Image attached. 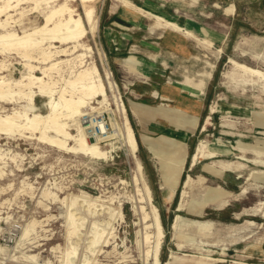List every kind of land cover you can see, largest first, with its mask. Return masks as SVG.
<instances>
[{"label": "rangeland", "instance_id": "obj_1", "mask_svg": "<svg viewBox=\"0 0 264 264\" xmlns=\"http://www.w3.org/2000/svg\"><path fill=\"white\" fill-rule=\"evenodd\" d=\"M128 1L145 11L176 18L203 42L179 32L194 48L191 58L179 57L159 44L163 32L170 29L163 23L129 6L141 14L142 26L127 22L121 27L114 21L122 18L124 3L116 0L88 3L95 8L97 29L88 27L84 49L79 47V51L87 54V67L97 66L103 80L110 72L118 87L108 91L111 110L102 109V98L92 100L90 107L102 109L95 121L104 120L109 134L116 132L114 121L123 125L128 120L139 148L134 156H129L127 147L118 142L112 157L100 160L43 143L40 134L0 133V151L7 163H0L6 172L0 179V247L7 248L2 247L5 251L0 252L8 254L4 260L0 256L2 264H65L63 252L72 246L76 248L73 264H83L85 256L91 264H148L146 246L142 245V215L135 213L131 201L135 195L138 198V187L147 195L146 186L153 198L147 210L153 214L155 206L163 223L162 264L172 256L171 264H264V82L229 63L230 58H234L264 71V16L256 10V0ZM3 3L4 0H0V5ZM64 4L66 0L50 3L24 0L21 8L11 11L7 30L23 34L36 29L45 23L52 9ZM68 6L76 17L84 16V6L79 0L68 1ZM230 6L235 7L236 15L226 14L224 9ZM6 19L4 15L2 20ZM205 29L211 34L207 35ZM57 46V50L67 47L61 43ZM68 47L71 50L72 44ZM15 51L3 53L0 49V77L19 79L26 72L25 59ZM78 54H58L54 58L72 60ZM33 57L39 58V53H34ZM131 60L136 63L133 65ZM31 62L44 67L37 60ZM62 67L63 75L69 78L70 66ZM35 73L42 75V69L36 68ZM54 76L59 86H63L64 81L57 74ZM181 83L188 87L186 91L192 97L201 93L206 103L200 123L193 130L190 147H183L181 157L185 160L182 163L158 158L142 132L149 99L144 92H156V101L169 104L170 101L159 99L162 86L180 87ZM121 100L125 103V112L118 108ZM45 102L42 97L36 98L37 110L43 114L48 113ZM24 105L25 102H0V114L5 116L15 109L23 110ZM90 107L86 113L91 112ZM153 108H159L164 114L176 112L174 104ZM87 120L89 118L85 117ZM71 124V132L76 135L78 124ZM168 137L167 140L182 142L178 137ZM112 141L116 140L105 139L100 145L110 149L108 143ZM138 164L143 166L141 173ZM227 165L231 167H225ZM135 176L140 178L139 186ZM46 191L62 198L83 191L103 195L106 201L115 196L116 203L106 202L105 208L122 204L125 213V220L115 226L116 243L104 248L106 252L98 256L89 253L86 246L91 236L93 217L90 216L85 220L82 233L68 239L66 207L45 198ZM107 215L102 214L100 218L105 220ZM177 215L211 222L212 226L208 231L183 228L179 235L173 230ZM34 219L41 221L37 227L38 237L25 243L19 252L17 241L21 231L16 233L14 227H26ZM114 246L117 252H113ZM23 253L36 255V259L29 261ZM12 254L16 257L10 259Z\"/></svg>", "mask_w": 264, "mask_h": 264}, {"label": "bare ground", "instance_id": "obj_2", "mask_svg": "<svg viewBox=\"0 0 264 264\" xmlns=\"http://www.w3.org/2000/svg\"><path fill=\"white\" fill-rule=\"evenodd\" d=\"M44 1L50 3L51 0ZM68 1L76 0H66L67 4H64L60 8L52 9L46 15L43 25L36 29L26 31L23 34H19L16 31H9L7 30V26L12 16L11 11L21 8L24 0H4V3L0 5V30H4L0 32V49L3 53L16 50L26 61L24 64L26 72L23 73L21 78L6 79L0 77V102H25L23 110L15 109L14 112L5 116L0 114V133L2 135H15L17 133L21 135L25 133L40 134L39 139L43 143L72 154H82L89 158L100 160H107L112 157L113 152H115L114 150L117 148V143L121 142L127 147L129 156H134L139 146L137 137L130 126L131 124L129 125L128 120L123 125L114 121L113 125L116 132L112 134H109L107 124L104 120L95 121V118H99L98 116L102 114V109L107 111L111 110L108 91L116 90L118 87L111 79L110 72L105 78V81L101 77L97 66L87 67V54L80 53L79 51V47L84 49L83 41L88 34V27L91 30L97 27L95 8L88 6V3L94 0H79L85 10L83 17H76L73 14L74 11L68 6ZM36 3L39 6L40 3L38 1ZM125 3L129 4L128 2ZM4 15H7V19L3 21L2 17ZM153 17L176 32L194 37L192 33L185 31L174 21L166 20L161 16ZM57 43H61L67 47L57 50ZM70 44H72L71 50L68 47ZM52 49H56V51ZM36 52L39 53V58L33 57ZM58 54H60L59 56L78 55L72 60H58L54 58L55 56L58 57ZM33 60L43 63L44 67L42 68L32 64L31 61ZM230 63L247 75L264 82V71L238 63V61L233 59L230 60ZM64 64L70 66L71 76L69 78L63 75L64 70L62 65ZM36 68L42 69V75L35 73ZM54 74H57L60 80L64 81L63 86H59V80L54 79ZM37 97L46 99L45 107L48 110L47 114H43L37 110ZM98 98H102L100 101L102 109L90 107L92 100ZM89 107L91 112L86 113ZM118 108L124 112L126 111L125 103L122 100L121 103L118 102ZM85 117H88L89 120L85 121ZM72 122L78 124V133L76 135L71 132ZM105 139H114L116 141L108 143L110 149H104L100 144ZM0 163L7 164L1 151ZM193 164L195 165L196 163L193 161ZM137 167L141 173L143 166L138 164ZM4 168L0 166V179L6 174ZM135 182L139 186L140 178L138 176H135ZM137 191L138 198L136 195H132L131 201L135 213L142 215L141 221L144 224L142 245L146 246L145 260L148 264H162L160 252L165 235L160 213L155 206H153V214L147 210L148 202L153 204L151 190L148 186H146L147 195L140 187H138ZM44 197L54 202L58 201L66 207L64 219L68 227V239L70 240L74 236L82 233L81 230L86 218L88 216L93 217L91 220V236L86 246L90 254L96 256L103 254L106 252L104 248H110L116 243V241L114 242V239H116L115 226L117 222L125 220V213L121 207L122 204L116 208H105L106 202L110 204L116 203L115 196L113 197L112 195L109 201H106L103 195L94 196L83 191L76 196H65L62 198L58 197L56 193L53 194L50 191H46ZM180 207H183L182 204ZM107 208L108 210H106ZM84 211L88 213L85 214ZM102 214H108L105 216V220L100 218ZM38 225H41V221L34 219L26 227L25 225L23 226L20 238L17 241V251L20 252L21 247L25 243L38 237ZM211 226V222L188 220L181 215H177L173 224V230L181 235L183 228H198L203 231H208ZM139 243L140 241L138 240ZM2 247L7 249L4 246ZM2 247H0V251H5ZM117 251L118 249L114 246L113 252ZM75 253V246H72L70 250H65L63 252L64 263L73 264L72 259ZM0 256L4 260L6 259L4 256H8V254L0 252ZM15 257L16 254L10 255V259ZM24 257L29 261L36 259V255L24 254ZM1 259L0 264L4 262ZM172 259L173 256L165 264H171ZM174 260H177V258H174ZM83 264H91L88 256L84 257Z\"/></svg>", "mask_w": 264, "mask_h": 264}, {"label": "crops", "instance_id": "obj_3", "mask_svg": "<svg viewBox=\"0 0 264 264\" xmlns=\"http://www.w3.org/2000/svg\"><path fill=\"white\" fill-rule=\"evenodd\" d=\"M121 1L125 4V7L122 9L121 17L118 20L114 21V24L125 27L123 23L131 22L136 26H142L141 23V14L134 9H130L129 6L135 7L141 13L149 16L151 19L154 18L153 16H161L166 20H171L181 26L185 31H188L193 34L194 37H186L195 39L199 42H203L202 39L198 38V36L194 33L193 30L180 25L176 18L167 17L165 15L159 13H153L143 10L140 7L135 6L128 0H116ZM129 4H126L125 2ZM148 5L150 2H147ZM257 6L256 10L264 16V0H256ZM234 6V5H233ZM230 6L226 7L224 10L227 15L234 16L236 15L235 7ZM156 7V6H153ZM158 9V8H157ZM229 11L230 13H227ZM152 15H150V14ZM155 19V18H154ZM156 20V19H155ZM157 21V20H156ZM160 22V21H157ZM163 23V22H161ZM154 25V24H153ZM164 25V23H163ZM165 26V25H164ZM154 27V26H153ZM166 27V26H165ZM168 28V27H167ZM207 35H210V31L205 29L204 30ZM110 29H106V33L109 34ZM180 34L172 30H165L161 36L159 44L163 49L166 51L175 54L182 58H191L194 53V48L191 47L188 39L185 38L184 35ZM121 46L124 45L122 41H120ZM209 45H212V42H209ZM234 58H230V60ZM229 60V63H230ZM133 65L136 63L134 60H131ZM238 63H241L238 61ZM231 64V63H230ZM244 64V63H241ZM246 65V64H245ZM248 66V65H247ZM129 73V71H127ZM180 87H176L173 85H166L162 86L161 92L159 93V99L163 101H170L169 104L167 103H160L157 100L155 94H148V92H144L146 96H148V101L146 102V109L145 114L143 115V120L145 123V128L142 129L144 136L146 137L145 140L147 141V145L151 147L152 153L155 154L158 158H163L165 160H172V161H180L181 163L185 160V157H181L183 147H190V139L193 136V130L197 128V123H200L202 115L205 112V99L202 97V94L199 93L198 95L195 92L197 97H192L189 93H187L186 89L188 88L184 83L178 84ZM185 89V90H184ZM175 107L176 114L168 113L164 114L156 108H153L154 105L156 107H160L163 105L166 106H173ZM180 115V118L177 116ZM174 127V129H173ZM168 135H172L173 137H178L182 141L181 143L167 140L169 137ZM165 138V139H164ZM183 144V145H182ZM225 167H231L227 165ZM239 167H242L240 165Z\"/></svg>", "mask_w": 264, "mask_h": 264}, {"label": "built area", "instance_id": "obj_4", "mask_svg": "<svg viewBox=\"0 0 264 264\" xmlns=\"http://www.w3.org/2000/svg\"><path fill=\"white\" fill-rule=\"evenodd\" d=\"M21 229H22L21 225H16V226L14 227V231H15L16 233H18L19 231H21Z\"/></svg>", "mask_w": 264, "mask_h": 264}]
</instances>
